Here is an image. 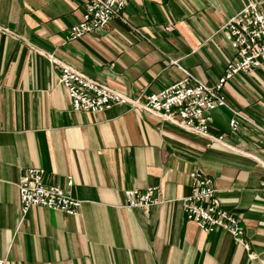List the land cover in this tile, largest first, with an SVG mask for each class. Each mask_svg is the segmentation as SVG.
I'll return each instance as SVG.
<instances>
[{"label":"crops","instance_id":"obj_1","mask_svg":"<svg viewBox=\"0 0 264 264\" xmlns=\"http://www.w3.org/2000/svg\"><path fill=\"white\" fill-rule=\"evenodd\" d=\"M250 1L264 11V0H129L124 19L68 40L87 0H0V264H264V56L225 83L228 106L211 112L223 143L126 104L75 111L59 80L70 65L134 97L185 71L216 84L235 59L222 26ZM31 167L83 200L80 214L23 213L18 184ZM193 170L214 179L249 248L188 220ZM149 186L161 203L125 206L127 189Z\"/></svg>","mask_w":264,"mask_h":264},{"label":"built area","instance_id":"obj_2","mask_svg":"<svg viewBox=\"0 0 264 264\" xmlns=\"http://www.w3.org/2000/svg\"><path fill=\"white\" fill-rule=\"evenodd\" d=\"M129 0H87L83 18L72 25L66 34L68 40L105 28L112 20L124 19ZM227 41L235 51V59L228 62L223 75L216 84L210 85L189 71L185 76L146 97L128 96L88 77L70 65H63L59 76L70 97L75 111L102 112L117 104L150 112L162 120L214 141L223 143V135L210 133L211 112L219 106H228L223 88L225 83L241 71H249L262 64L264 56V11L257 2L250 1L222 26ZM241 113L234 110L230 120L231 130L239 127ZM46 170L42 167L28 168L18 184L21 209L26 213L33 206L63 211L70 215L80 214L83 200L68 194L57 184L45 181ZM192 190L185 196L183 207L188 220L206 231H228L235 240L249 248L245 226L232 212L226 210L218 195L214 179L200 170L190 173ZM73 184L72 178L68 181ZM264 188V183H263ZM127 207H141L146 212L162 202V190L149 186L144 190L130 188L125 191Z\"/></svg>","mask_w":264,"mask_h":264}]
</instances>
